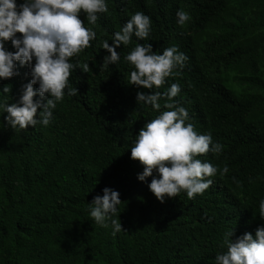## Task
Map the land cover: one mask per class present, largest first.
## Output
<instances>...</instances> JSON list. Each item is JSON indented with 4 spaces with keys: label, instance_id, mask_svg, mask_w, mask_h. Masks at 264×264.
<instances>
[{
    "label": "trees",
    "instance_id": "1",
    "mask_svg": "<svg viewBox=\"0 0 264 264\" xmlns=\"http://www.w3.org/2000/svg\"><path fill=\"white\" fill-rule=\"evenodd\" d=\"M107 3L95 24L80 13L97 35L70 59L89 70L71 72L69 86L78 93L65 89L49 125L15 131L7 113L0 114V264H215L216 254L226 251L225 233L255 235L264 224V0ZM180 9L190 14L182 26ZM137 11L151 18L149 37L133 35L117 47L116 64L101 68L109 55L103 42L111 44ZM136 43H150L154 52L176 45L188 59L159 88H137L128 83L132 67L124 59ZM6 47L14 51L10 41ZM18 71L0 80V92L10 88L0 101L19 100L31 77L27 66ZM172 83L180 85L173 99L188 110L187 123L223 145L218 156L197 158L220 169L227 164L229 171L209 177L213 183L203 194L189 199L182 191L161 202L148 187L151 176L138 180L143 165L131 158L130 146L166 110L165 97L157 110L137 102V92H164ZM105 187L120 194L122 230L115 235L110 224L102 227L90 216L88 203Z\"/></svg>",
    "mask_w": 264,
    "mask_h": 264
},
{
    "label": "clouds",
    "instance_id": "2",
    "mask_svg": "<svg viewBox=\"0 0 264 264\" xmlns=\"http://www.w3.org/2000/svg\"><path fill=\"white\" fill-rule=\"evenodd\" d=\"M107 11V0H23L19 4L17 0H0V80L19 75L18 68L24 66L31 77L22 86L18 101H0V114L7 113L4 120L8 126L15 131L37 124L47 126L57 102L65 96V89L67 95H77V88L69 86V77L77 67L88 72L89 65L80 66L70 58L89 46L97 35L92 27L84 26L80 13L86 14L89 24H95L98 14ZM176 17L181 26L190 20V14L182 9ZM151 24L144 12L132 14L113 33L111 44L108 40L103 42L102 48L109 55L104 56L101 68L116 64L120 59L117 47L129 45L133 35L140 40L149 37ZM8 41L14 51L6 47ZM124 59L132 67L128 83L151 90L174 75V69H182L188 57L176 45L154 52L150 43H136ZM180 90L179 83H172L164 92L138 91L136 96L137 102L157 110L161 109L160 99L166 98V110L149 120L130 146L131 158L143 165L138 180L146 181L151 176L148 187L161 202L182 191L189 199L203 194L213 183L209 177L229 171L227 164L220 169L197 158L208 152L218 156L223 145L213 140L211 132L199 133L192 123H187L188 110L177 106L173 99ZM9 92L6 85L0 93ZM37 95L40 99L34 100ZM120 203L119 192L109 187L88 203L94 222L105 228L110 224L113 235L122 230L121 220L116 217ZM259 216L264 219V198L259 200ZM233 235V229L225 233L222 247L226 245V251L216 254L215 264H264V224L257 227L255 235L245 232L235 239Z\"/></svg>",
    "mask_w": 264,
    "mask_h": 264
},
{
    "label": "rangeland",
    "instance_id": "3",
    "mask_svg": "<svg viewBox=\"0 0 264 264\" xmlns=\"http://www.w3.org/2000/svg\"><path fill=\"white\" fill-rule=\"evenodd\" d=\"M230 82H231V84L234 86V88H235V89L239 90V87H238V85H237V84H235V83L233 82V80H231Z\"/></svg>",
    "mask_w": 264,
    "mask_h": 264
}]
</instances>
